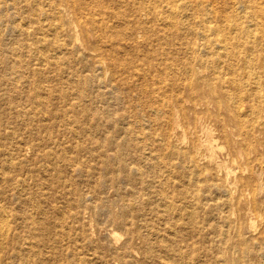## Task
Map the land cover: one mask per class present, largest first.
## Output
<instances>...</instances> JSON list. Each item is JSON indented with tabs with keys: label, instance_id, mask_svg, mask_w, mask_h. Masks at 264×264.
I'll list each match as a JSON object with an SVG mask.
<instances>
[{
	"label": "rangeland",
	"instance_id": "rangeland-1",
	"mask_svg": "<svg viewBox=\"0 0 264 264\" xmlns=\"http://www.w3.org/2000/svg\"><path fill=\"white\" fill-rule=\"evenodd\" d=\"M175 1L0 0V264H264V0Z\"/></svg>",
	"mask_w": 264,
	"mask_h": 264
},
{
	"label": "bare ground",
	"instance_id": "bare-ground-1",
	"mask_svg": "<svg viewBox=\"0 0 264 264\" xmlns=\"http://www.w3.org/2000/svg\"><path fill=\"white\" fill-rule=\"evenodd\" d=\"M17 2V1H16ZM188 1H185L184 3H176L175 0H159V4H160V10H157L158 6H153V10L151 9V11L154 12L155 15H161L162 13H164L165 10L169 11L171 14L177 15L179 10L182 9L184 6L188 5L187 4ZM62 7V6H61ZM134 8V7H133ZM150 9V8H148ZM130 10V9H129ZM132 11V10H131ZM163 11V12H162ZM220 11V9H219ZM68 12V11H67ZM189 16V14H188ZM185 17V16H184ZM120 20V19H119ZM161 20L165 22V17L161 16ZM120 22V21H119ZM169 25H172L174 28H176L178 26V24H180V22L177 20V18H171V20L169 21ZM203 22V21H202ZM160 25V24H159ZM166 26V25H165ZM109 27V25L107 26ZM54 35V34H53ZM216 36V35H215ZM225 38V37H224ZM220 39L218 40V45H219V49H221V51L226 52L228 50L229 47H227V44H225V40L226 39ZM81 42V41H80ZM99 45V44H98ZM103 48V47H102ZM108 49V48H107ZM108 51V50H107ZM172 52V51H171ZM170 52V54H171ZM217 53V52H216ZM56 54V53H55ZM130 55V54H129ZM145 57V56H144ZM166 57V56H165ZM141 59V58H139ZM166 59V58H165ZM109 60V59H108ZM113 58H111L110 63H112ZM145 66L147 67L148 71L145 73H142V77L146 76L147 73H152V72H156L157 74L159 73V70L161 67H158L157 64H154L153 62H151L150 60H147L145 62ZM169 66V64H168ZM134 67V66H132ZM130 67V68H132ZM244 68V66H243ZM42 69V68H41ZM109 70H118V67L116 65V61L114 60L112 65L110 64V67L107 69H105L106 71ZM124 72H126L128 69L126 66H123L121 68ZM26 71V70H25ZM163 71V70H162ZM156 74V75H157ZM114 75V74H113ZM136 75H139L138 73ZM159 75V74H158ZM105 76V75H104ZM150 76V75H149ZM108 77V76H107ZM176 78V77H175ZM155 79V78H154ZM114 80V77L113 79ZM162 81V79H161ZM161 82H158V84L160 85ZM167 83V82H166ZM253 87V86H252ZM154 89V88H153ZM149 91V90H148ZM242 95V94H241ZM83 98L85 99V101H87V95L83 96ZM164 98V97H163ZM162 100V99H161ZM95 101V100H94ZM169 101V100H168ZM93 102V99H91L89 101V103L87 102L85 104L84 107V113H83V122H84V128H83V137L85 138V141L82 142L83 144L80 145L78 147L79 152H84L86 154V163L88 165H90L91 168V162L97 160V158L101 157V164L104 163L107 166H114V165H121L122 168L124 169V173L128 174L129 171V166L128 163L126 162V160H124V155L128 154L130 152L131 149H133V145H131L130 141H125V140H119L116 139V137L114 136V134L110 137V138H106L105 140H100L97 138V134L99 132V128H98V121H99V114L95 113L92 111V109H90V103ZM34 103V101H33ZM156 103V102H154ZM224 104V103H223ZM150 105V104H149ZM97 116V117H96ZM93 118H96V120L93 121ZM112 121V119H110ZM115 127V128H114ZM114 127L112 132L113 133H120V131L126 130V133L128 132L127 128H124L120 125V127L117 128L114 124ZM217 131V130H216ZM136 135V134H135ZM144 137V136H143ZM212 137V136H211ZM81 140V139H80ZM79 141V140H78ZM214 143V142H213ZM212 144V143H211ZM150 148V147H149ZM113 152V155L110 156L108 158V152ZM155 151V150H154ZM156 153V152H155ZM195 153V152H194ZM210 153V152H209ZM143 154V153H142ZM141 155V154H140ZM145 155V154H144ZM103 156H106L107 158L102 159ZM149 159V158H148ZM192 163V162H191ZM228 167V166H227ZM113 169V168H112ZM139 169V168H138ZM235 169V168H234ZM132 171V170H131ZM235 172V171H234ZM82 173V172H81ZM89 173V172H88ZM132 175V174H131ZM131 177V176H130ZM115 179V178H114ZM240 184V183H239ZM233 190V189H232ZM227 192V191H226ZM168 197V196H167ZM233 197V196H232ZM253 200V199H252ZM129 208V207H128ZM133 209V208H132ZM252 209V208H251ZM35 210V209H34ZM161 215H159L160 217ZM12 217L14 218V215L10 214L9 212L5 211L4 208L2 206H0V240L4 239V238H8L11 234L10 231L11 228L9 226L8 223V219ZM27 217V216H26ZM172 217V216H171ZM28 220H30L32 223L35 222V217L31 214L28 217ZM146 225V224H145ZM144 227V225H143ZM73 231V230H72ZM111 234V233H110ZM114 238L116 239V234L113 235ZM157 237V236H156ZM9 239V238H8ZM118 240V239H117ZM245 244V243H244ZM246 247V246H245ZM244 253L248 254L250 257H254L257 256V254L259 255V253L256 252L255 253L250 251L249 254V249L245 248L243 249ZM237 251V249H236ZM261 255V254H260ZM251 257V258H252ZM96 258V257H95ZM246 258V257H245ZM252 263V261H251ZM254 264H258L257 262H255Z\"/></svg>",
	"mask_w": 264,
	"mask_h": 264
}]
</instances>
